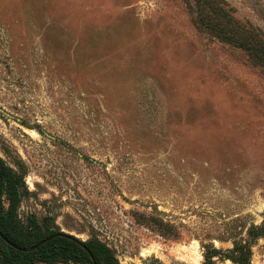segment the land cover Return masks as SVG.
Here are the masks:
<instances>
[{"label":"rangeland","instance_id":"rangeland-1","mask_svg":"<svg viewBox=\"0 0 264 264\" xmlns=\"http://www.w3.org/2000/svg\"><path fill=\"white\" fill-rule=\"evenodd\" d=\"M222 2L264 44V0ZM193 6L0 0V161L23 229L202 264L264 224V66L199 32ZM250 251L264 264V235Z\"/></svg>","mask_w":264,"mask_h":264},{"label":"trees","instance_id":"trees-1","mask_svg":"<svg viewBox=\"0 0 264 264\" xmlns=\"http://www.w3.org/2000/svg\"><path fill=\"white\" fill-rule=\"evenodd\" d=\"M194 1L193 23L199 32L219 41L238 45L256 64L264 66V57H260L264 56V44L252 37V33L238 30L236 21L224 8L222 0ZM17 188V178L0 161V231L9 241L5 243L0 238V264H120L110 248L97 239L84 242L91 255L75 242L63 237H55L36 250L23 251L22 249L27 250L43 239L61 232L41 228L32 221L23 229L15 214ZM3 197L8 200L7 207L3 204ZM263 235L264 224L253 226L247 239L234 241L233 247L227 252L214 247L206 249L202 264H213L214 258L219 257L235 264H249L251 243Z\"/></svg>","mask_w":264,"mask_h":264},{"label":"water","instance_id":"water-1","mask_svg":"<svg viewBox=\"0 0 264 264\" xmlns=\"http://www.w3.org/2000/svg\"><path fill=\"white\" fill-rule=\"evenodd\" d=\"M55 237H63V238H66L68 240H71L73 242H75L76 244H78L80 247H82L86 253H88L89 255L90 252L88 250V248L84 245V242L80 241L79 239H77L76 237L70 235V234H67V233H59V234H55V235H52V236H49L45 239H43L42 241H40L39 243H37L36 245H33L31 248L25 250V249H22L23 251H33V250H36L38 247H40L41 245L45 244L46 242L50 241L51 239L55 238ZM0 238L5 242V243H9V241L3 236V234L1 233L0 231ZM92 258V256H90Z\"/></svg>","mask_w":264,"mask_h":264}]
</instances>
